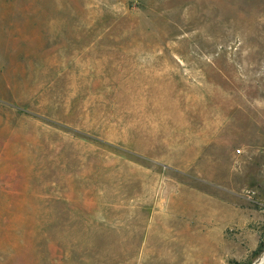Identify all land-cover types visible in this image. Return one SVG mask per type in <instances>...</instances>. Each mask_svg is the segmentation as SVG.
<instances>
[{
  "label": "rangeland",
  "instance_id": "1",
  "mask_svg": "<svg viewBox=\"0 0 264 264\" xmlns=\"http://www.w3.org/2000/svg\"><path fill=\"white\" fill-rule=\"evenodd\" d=\"M263 259L264 0H0V264Z\"/></svg>",
  "mask_w": 264,
  "mask_h": 264
},
{
  "label": "crops",
  "instance_id": "2",
  "mask_svg": "<svg viewBox=\"0 0 264 264\" xmlns=\"http://www.w3.org/2000/svg\"><path fill=\"white\" fill-rule=\"evenodd\" d=\"M241 151V150H240ZM201 153H203V151H200L198 154H201Z\"/></svg>",
  "mask_w": 264,
  "mask_h": 264
},
{
  "label": "bare ground",
  "instance_id": "3",
  "mask_svg": "<svg viewBox=\"0 0 264 264\" xmlns=\"http://www.w3.org/2000/svg\"><path fill=\"white\" fill-rule=\"evenodd\" d=\"M264 260V259H263ZM259 264V263H258ZM262 264H264V263H262Z\"/></svg>",
  "mask_w": 264,
  "mask_h": 264
},
{
  "label": "trees",
  "instance_id": "4",
  "mask_svg": "<svg viewBox=\"0 0 264 264\" xmlns=\"http://www.w3.org/2000/svg\"><path fill=\"white\" fill-rule=\"evenodd\" d=\"M260 246L262 247V245H260ZM261 247H260V248H261Z\"/></svg>",
  "mask_w": 264,
  "mask_h": 264
}]
</instances>
